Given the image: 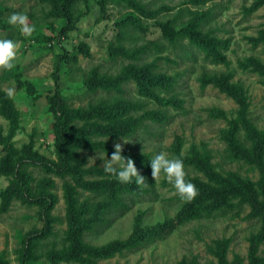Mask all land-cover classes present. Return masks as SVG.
I'll return each instance as SVG.
<instances>
[{"label": "rangeland", "instance_id": "rangeland-1", "mask_svg": "<svg viewBox=\"0 0 264 264\" xmlns=\"http://www.w3.org/2000/svg\"><path fill=\"white\" fill-rule=\"evenodd\" d=\"M136 1L158 13L145 17L129 9L128 0H75L69 8L67 26L66 9L52 0H0V38L20 42L15 69H0V138H10L8 146L22 159L32 192L30 197L24 195L27 200L19 195L4 207L2 195L13 177L2 173L6 150L0 144V264H24L25 249L31 255L29 264H79L67 258L72 246L66 184L72 178L47 172L34 164L40 158L26 154L31 147L32 154L57 160L52 97L58 87L71 108L90 109L92 104L102 103L115 107L128 102L138 107L129 112L133 117L152 111L165 116L159 124L146 121L145 127L131 137L93 135L94 142L112 148L121 143L130 154L151 158L160 151L170 158L178 157L175 151L179 146L184 157L206 154L218 173L235 172L258 182L257 164L234 158L224 140L230 122L238 117L239 104L223 83L228 81L248 105V126H243L238 136L244 146L255 151L264 144V44L259 43L264 0ZM16 11L28 15L35 29L31 36L7 24V17ZM166 21H172L177 31L195 24L197 38H210L207 44L213 53L196 39L183 38L171 44L161 30ZM147 45L149 52L137 65L155 63L152 73L159 85L152 90L163 102L144 95L142 86L131 81L123 83L122 90H93L94 84L103 78L113 80L132 62L122 57L111 59L110 50ZM31 86L33 95L28 90ZM9 87L15 88L11 98L6 95ZM78 152L84 168L103 170L104 151L82 147ZM136 168L145 177V184L138 195H122L119 204H111L108 192L79 189L78 200L85 213L81 221L88 225L83 239L86 245L104 246L117 240L133 243L138 239L136 245L95 264H220L211 247L225 239H230L229 264H248L250 240L261 229L259 220L247 218L248 205L186 221L182 214L186 202L173 187L165 185L163 177L154 179ZM185 172L186 176L206 179L194 165H185ZM99 175L87 176L86 180L100 181ZM43 197L54 204L47 230L46 214L30 201ZM100 203L111 205L95 210ZM96 216L97 221L91 222ZM260 255L264 258V245Z\"/></svg>", "mask_w": 264, "mask_h": 264}, {"label": "trees", "instance_id": "trees-1", "mask_svg": "<svg viewBox=\"0 0 264 264\" xmlns=\"http://www.w3.org/2000/svg\"><path fill=\"white\" fill-rule=\"evenodd\" d=\"M75 0H52L57 6L64 10V18L69 24V8ZM129 9L141 12L145 17H153L158 11H149L144 5L139 4L136 0H128ZM135 14H130L134 16ZM129 16V15H128ZM137 25V22L136 24ZM66 26V28H67ZM195 24L192 22L187 27L176 30L172 24V21H166L161 26L163 38L169 41L171 44H175L178 40L187 38L188 40H199L197 33L194 32ZM65 28V29H66ZM64 29V31H65ZM123 36V35H121ZM201 44L204 48L213 53L212 49H209L210 38H204ZM259 43L264 44V29L259 33ZM258 43V44H259ZM152 44V43H151ZM156 48H162L153 44ZM149 45L140 47H124L120 46L117 49L110 50V58L115 60L122 57L123 59L131 60L129 64L123 66L119 75L112 80V78H103L93 85L95 88H103L104 90L111 91L110 89L117 88L122 90V85L125 82L131 81L135 84L142 86L144 95L153 97L156 95L153 92V87L159 85L158 78L152 73L154 64L137 65L142 58L149 52ZM87 52V51H86ZM162 57H159V59ZM97 71V69H96ZM164 78V76L162 77ZM223 87L232 96L235 97L239 104L238 117L230 122V129L225 131L224 140L227 143L228 149L231 151L234 158H244L249 162L257 164L260 171V178L257 183H253L248 179L242 178L235 172H228L225 175L218 173L212 169L207 155L204 156L200 153L194 154L192 157H184L180 154V147L176 148V154L178 158L183 159L185 165H194L200 172L204 173L206 179H200L199 177L186 176V180L193 183L198 189V195L191 201L186 202L183 208L184 220L200 219L202 217H210L216 215L218 212H227L231 207L241 208L243 205L250 207V213L248 219H257L261 222L260 231L254 235L250 240L249 258L248 264H264V258L260 255L261 246L264 245V144L255 147L254 150L248 149L243 145L239 139V132L243 126H248L247 118V104L241 99V95L232 89L228 81H224ZM31 95L34 94V89L31 86L28 88ZM240 92V91H239ZM158 101L163 102L164 99L156 97ZM174 100V99H173ZM8 101L6 100V103ZM52 106L56 115V123L54 130L56 133L55 141V154L57 160L46 159L40 157L37 153L32 154V148L26 149L27 156L33 158H40L36 160L34 164L46 168V171L55 174L56 176L66 178H72L71 183L66 184V202L68 204V217L70 225V242L71 250L67 256L68 261H75L79 264H95L96 261L102 259L112 258L117 253L123 252L124 249L129 246L136 245L135 240L131 242H121L120 240L111 242L104 246L86 245L83 241L84 232L88 227L81 220L83 219V206L78 200L79 189L85 191L96 192L104 191L109 193V197L112 200L111 204H119L122 195L133 194L138 195L141 192V185H136L134 182L131 184H121L114 178H110L108 174L102 171H91L84 168L81 161H79L80 148L100 149L110 155L113 153L114 148L103 142H94L92 136H123L126 138L131 137L145 127V122L159 124L165 119L160 111L146 112L141 117H133L129 114L132 110H137L138 107L128 103H120L119 106L112 105H94L90 106V109H75L71 108L61 95V91L58 87L55 95L52 97ZM90 110V111H89ZM82 122L83 124L78 126ZM78 124V125H77ZM260 137V136H258ZM9 137L0 138V144L5 145L6 154L3 158L2 173L7 176H12V185L2 195L3 205L7 208L15 197L21 196L23 200L24 195L31 196V189L29 179L26 178V174L22 169V159L17 156L16 151L8 146ZM262 141V140H261ZM264 143V141H262ZM122 155L126 158H131L135 162L136 167H140L143 171L150 175L151 167L149 155L130 154L128 151L123 150ZM38 161V162H37ZM100 174V175H99ZM96 175L101 176L100 181H87V176ZM165 185H170L165 181ZM238 200L235 204L234 201ZM35 201L33 205L42 208L46 214L44 217L45 227L47 230L50 222L48 215L53 209V202L45 197L30 199ZM111 204H98L94 206L95 210L102 207H108ZM122 208H127L125 204H121ZM97 212H95L96 214ZM181 215V214H180ZM97 216L92 218L91 222L97 221ZM103 220V219H101ZM87 226V227H86ZM216 246L211 247L215 256L218 258L220 264H229L227 259V250L230 244V239L222 241H216ZM31 258L30 252L25 249L23 252V263L29 264ZM242 264V263H232Z\"/></svg>", "mask_w": 264, "mask_h": 264}, {"label": "clouds", "instance_id": "clouds-1", "mask_svg": "<svg viewBox=\"0 0 264 264\" xmlns=\"http://www.w3.org/2000/svg\"><path fill=\"white\" fill-rule=\"evenodd\" d=\"M6 22L25 36H31L35 30L34 26L29 24V17L24 12H12L7 17ZM19 45V41L0 38V69L5 71L15 69ZM14 93L15 88L9 87L6 95L11 98ZM122 152L121 143H116L110 158L107 157L106 153V156L102 159L104 172L121 184H131L133 182L136 185L145 184V177L138 172L133 159L126 158L122 155ZM149 163L152 177L154 179L163 177L173 187L181 201L191 202L198 195L196 186L185 178L186 172L183 159L170 158L166 152L160 151L151 158Z\"/></svg>", "mask_w": 264, "mask_h": 264}]
</instances>
